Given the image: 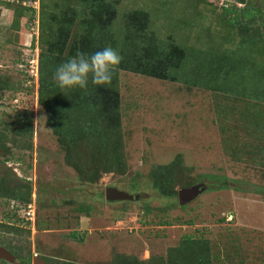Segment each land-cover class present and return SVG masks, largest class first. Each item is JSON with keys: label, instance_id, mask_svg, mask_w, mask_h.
<instances>
[{"label": "rangeland", "instance_id": "1", "mask_svg": "<svg viewBox=\"0 0 264 264\" xmlns=\"http://www.w3.org/2000/svg\"><path fill=\"white\" fill-rule=\"evenodd\" d=\"M107 3L108 36L92 0H0V245L16 257L0 264H33L36 255L49 264H164L190 237L209 241L220 255L214 264H264V24L258 12L242 25L233 24L235 12L223 15L264 8V0ZM55 13L51 27L69 37L56 56L59 78H47L64 81V96L72 74L111 75L120 103L105 122L118 135L124 172L88 180L85 148L69 151L40 102V82L19 70L40 61L52 37L47 30L40 40V19ZM135 13L143 27L131 21ZM102 43L111 59L88 51ZM172 47L184 59L170 79L137 72ZM179 158L176 173L189 184L177 192L206 187L186 205L152 179L156 166ZM108 187L149 196L109 202ZM23 191H31L35 224L23 215Z\"/></svg>", "mask_w": 264, "mask_h": 264}, {"label": "trees", "instance_id": "2", "mask_svg": "<svg viewBox=\"0 0 264 264\" xmlns=\"http://www.w3.org/2000/svg\"><path fill=\"white\" fill-rule=\"evenodd\" d=\"M97 4V17L99 18L102 28V34L108 36L105 31L107 26L112 21L111 9L107 3V0H92ZM243 10V11H242ZM242 11V13H241ZM233 24H245L248 18L254 17L258 12L261 22L264 24V8H245L239 9L236 6L232 8L224 9V16L233 14ZM244 12V13H243ZM107 13V19H103V14ZM56 14V15H55ZM52 14L51 20L46 22L43 18L40 19L41 32H39V38H44L46 31H51L52 37L50 42H46L48 48L42 50L40 59V102L47 107L51 112L50 124L55 128V132L58 136L63 137L64 140L69 141L72 144L69 148L70 152H74L80 146H83L84 157L90 161L91 170L87 174L88 180H96L101 173L109 172H124L125 162L122 159L120 153V146L115 138L117 133L113 132L112 128L106 124L105 118L111 113L115 112L119 107L120 96L117 90L111 88V82L113 80L111 75L94 74L88 78L86 76H77L74 79L73 74L70 78L73 80L71 90L66 92V95L61 96V89L59 85H64V81L52 80L47 78H59L57 76V69H59V62L56 56H60V49H64L68 41L69 32L63 26L59 32L58 28L53 30L51 24L57 19L59 15L57 13ZM242 16V18L240 17ZM86 18V17H85ZM133 23L142 26L143 18L141 14L135 13L132 16ZM53 25V24H52ZM143 27V26H142ZM40 29V28H39ZM143 29V28H141ZM250 29L245 27V30ZM96 41V39H95ZM113 44V43H111ZM109 43H102L95 49H89L88 51L102 55L106 59H111L112 54L106 48ZM115 48L116 45L113 44ZM59 51V52H58ZM152 53V58L155 63H148L144 68H136L137 72L143 74L168 80L171 78V69H179L183 63V50L178 47H172L166 52ZM107 56V57H105ZM124 63L120 64L123 68ZM99 68L98 72H100ZM105 124V125H104ZM112 140H111V136ZM82 149V147H81ZM78 159V155L75 156ZM83 156L80 157V159ZM173 162L170 165L156 166L152 173V179L155 187L159 190L160 194L168 197H175L178 192L176 187L178 185L185 186L189 184L183 177L180 178L176 173V164L181 162ZM97 163L96 166L93 163ZM100 161V162H99ZM105 161V162H104ZM84 174V172H83ZM24 192V191H23ZM31 191L20 193L17 198H20L25 202L27 207L31 203ZM24 207V208H25ZM215 260L220 259L219 254H213L211 246L208 240L198 238H185L181 241L180 245L172 247L168 254V259L164 264H214Z\"/></svg>", "mask_w": 264, "mask_h": 264}, {"label": "water", "instance_id": "3", "mask_svg": "<svg viewBox=\"0 0 264 264\" xmlns=\"http://www.w3.org/2000/svg\"><path fill=\"white\" fill-rule=\"evenodd\" d=\"M237 1V0H235ZM206 187L201 185H195L188 188H183L179 191L178 197L181 205H186L189 202L195 200L205 191ZM149 194H130L124 190L118 189L116 187H108L106 189V199L109 202L117 201H139L141 198L148 197ZM15 256L5 247L0 245V259L8 260L14 262ZM33 264H49L44 259L40 258L38 255L34 257Z\"/></svg>", "mask_w": 264, "mask_h": 264}, {"label": "built area", "instance_id": "4", "mask_svg": "<svg viewBox=\"0 0 264 264\" xmlns=\"http://www.w3.org/2000/svg\"><path fill=\"white\" fill-rule=\"evenodd\" d=\"M27 69V72L35 78V81L38 82L40 75V61L39 59L33 58L28 64L21 63L20 68ZM36 209L33 203H30L27 207L23 208L22 212L25 219L29 222V224H35L36 222Z\"/></svg>", "mask_w": 264, "mask_h": 264}, {"label": "clouds", "instance_id": "5", "mask_svg": "<svg viewBox=\"0 0 264 264\" xmlns=\"http://www.w3.org/2000/svg\"><path fill=\"white\" fill-rule=\"evenodd\" d=\"M29 62V61H28ZM26 64H28V63H26ZM21 68L19 67V70H20ZM20 72H25V76H27V80L29 81V82H36L35 81V78L34 77H32L28 72H27V69H23V70H21ZM39 79H40V75H39ZM38 82H39V80H38ZM38 82H36V83H38Z\"/></svg>", "mask_w": 264, "mask_h": 264}]
</instances>
